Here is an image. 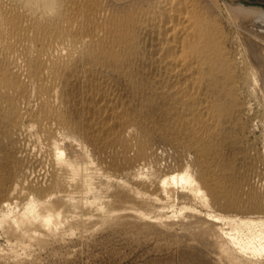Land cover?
I'll use <instances>...</instances> for the list:
<instances>
[{"label":"rangeland","instance_id":"obj_1","mask_svg":"<svg viewBox=\"0 0 264 264\" xmlns=\"http://www.w3.org/2000/svg\"><path fill=\"white\" fill-rule=\"evenodd\" d=\"M199 2L219 15L229 36L208 73L212 82L204 87L214 116L206 143L190 132L197 119L189 117L188 106L150 76L151 39L144 28L127 25L121 35L112 22L130 21L108 0L86 6L91 21L86 34L100 29L96 42L106 49L86 50L92 54L85 56L88 62H78L60 83L65 123L41 113L34 85L24 78L30 96L19 100L18 112L0 99V264H229L216 245L217 239L233 251L224 231L264 237V71L253 68L226 6L264 8V0ZM91 79L122 93L127 122L112 123L118 137L104 131L108 119L94 117ZM72 142L81 145L85 163L98 172L85 191L64 183L69 174L47 155L59 145L75 159ZM182 173L200 188L197 199L179 184L164 207L150 205L148 198H161L162 181ZM118 200L124 202L120 207L107 204ZM32 203L38 214L54 212L50 227L14 221ZM233 253L236 264H264V253L253 259Z\"/></svg>","mask_w":264,"mask_h":264},{"label":"bare ground","instance_id":"obj_2","mask_svg":"<svg viewBox=\"0 0 264 264\" xmlns=\"http://www.w3.org/2000/svg\"><path fill=\"white\" fill-rule=\"evenodd\" d=\"M108 1L114 4L116 11L119 10L120 18L130 21V24L125 26L119 20L112 22V25L119 27L121 35L127 25L133 29L132 26L139 23L140 27L144 28V35L151 39L150 76L157 80L161 90L177 95L179 103L188 106L189 117L197 119L191 125L190 132L198 136L199 143H206L208 138L206 132L212 129L214 116L212 104L204 96V87L211 84L208 73L216 68L215 64L219 62L229 39L224 32L222 20L218 18L219 15L206 10L200 5L199 0ZM95 2L96 0H0V99L5 98L12 106L15 105L14 112H18L19 100L30 96V87L25 81L27 80L34 85L32 89L35 90L41 113L50 119L66 122L64 110H61L59 104L60 83L68 79L78 62H88L84 61L87 59L85 56L92 54L86 50L90 49L93 52L96 48H101L102 51L106 49L96 42L102 35L100 29L94 28L86 34L89 29L87 25L91 22L86 6ZM226 6L236 18L237 29L242 33V43L254 64L253 68L264 71V8L242 3L239 5L227 3ZM94 59H97L98 63H107V59L103 57ZM87 88L97 94L94 117L108 119L107 130L104 131L118 137V131H114L115 124L112 123L127 122L122 93L112 90L108 84L101 81L92 80L87 84ZM26 104L30 106V100H26ZM35 143L36 146L37 141ZM75 143L68 144L71 152L79 154L75 155V159L72 155H66L65 149L59 145L54 146L52 156L49 152L47 155L57 170H65L69 174L63 179L64 183L70 186L81 185L84 190L85 187L89 188V180L98 172L85 163L87 155L81 145ZM41 147L39 149H42ZM179 184H183V189L194 195L195 199L201 193L188 173L173 175L162 181L161 200L148 198L150 205L164 207L173 195L171 188ZM107 204L111 205V208H116L122 206L124 202L118 200ZM33 205L35 204L32 203L29 208L31 210H26L14 221L21 220L28 225H34L33 223L37 221L43 227H50L53 224L54 212L48 210L45 215L38 214L36 205L32 208ZM32 209H35L34 212ZM223 234L231 243L233 251L242 256L248 255L252 258L264 253V237L245 238L225 231ZM216 245L220 252L226 255L229 264L237 263V257L230 248L222 245L217 239Z\"/></svg>","mask_w":264,"mask_h":264}]
</instances>
